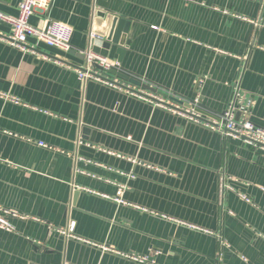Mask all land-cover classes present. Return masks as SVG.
Here are the masks:
<instances>
[{
    "label": "crops",
    "instance_id": "crops-1",
    "mask_svg": "<svg viewBox=\"0 0 264 264\" xmlns=\"http://www.w3.org/2000/svg\"><path fill=\"white\" fill-rule=\"evenodd\" d=\"M96 10L113 18L90 44ZM50 22L70 50H24L0 22V217L20 215L0 264H264V151L77 73L90 46L137 92L200 98L204 119L239 89L264 128V0H52L30 17Z\"/></svg>",
    "mask_w": 264,
    "mask_h": 264
},
{
    "label": "built area",
    "instance_id": "built-area-1",
    "mask_svg": "<svg viewBox=\"0 0 264 264\" xmlns=\"http://www.w3.org/2000/svg\"><path fill=\"white\" fill-rule=\"evenodd\" d=\"M51 2L52 0H23L17 16L5 14L0 11V22H7L13 28L12 35L7 39L13 45H17L24 50L27 49V40L29 36H35L51 46L70 50V39L72 34L70 26L60 22H50L44 27H36L30 23V17L35 10L38 8L47 9ZM97 37H99L97 33L91 30L89 32L90 44ZM82 54L84 55L85 63L83 66L77 68L78 76L82 81L97 80L110 86L125 88L133 94H138L140 97L154 99L158 104L173 112L187 115L191 120L205 124L207 127L219 131L225 141L237 138L255 150L264 151V128L255 124L249 118V113L254 102L252 99L245 101L239 89L236 90L229 107L223 113L214 115L212 119H204L201 114V109L199 108L200 98L197 97L192 101H188L189 108H185L182 99L180 102L182 103L181 105L168 101L163 97L151 95L150 93L146 95L143 91L137 92L133 90L130 85L121 83L109 73V70L120 69L121 66L118 61L94 52L90 46L88 49L82 51ZM6 96L10 97L8 95ZM237 113H241L243 117L237 119ZM121 191H123V188H121ZM4 212L5 215L0 217V227L11 230L13 226L8 221L7 216L11 214L14 216L20 215L10 210H4Z\"/></svg>",
    "mask_w": 264,
    "mask_h": 264
},
{
    "label": "water",
    "instance_id": "water-1",
    "mask_svg": "<svg viewBox=\"0 0 264 264\" xmlns=\"http://www.w3.org/2000/svg\"><path fill=\"white\" fill-rule=\"evenodd\" d=\"M103 15H104V13L103 12H101L100 10H96L95 11V32H97V33H106V30H105V28H103V26L101 25L103 22L105 23V24H108L109 23V21H111V19L113 18V17H111V16H107V20L106 21H104V20H102V18H103ZM109 73H111V74H113V75H119V76H121V77H123V78H126V79H128V80H130V81H132V82H135V83H138V84H142V82L141 81H139V80H136V79H134V78H130V76L129 75H127V74H124L123 72H120V71H118V70H109ZM143 86L144 87H146V88H149V89H152V90H154V91H157V89L156 88H154V87H151V86H149L148 84H143ZM164 94V93H163ZM176 99V98H175ZM177 100V99H176Z\"/></svg>",
    "mask_w": 264,
    "mask_h": 264
}]
</instances>
